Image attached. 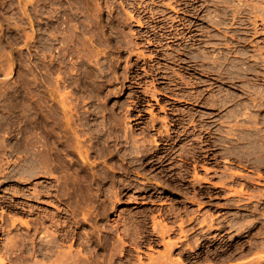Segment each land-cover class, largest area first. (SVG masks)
I'll list each match as a JSON object with an SVG mask.
<instances>
[{"label": "rangeland", "instance_id": "1", "mask_svg": "<svg viewBox=\"0 0 264 264\" xmlns=\"http://www.w3.org/2000/svg\"><path fill=\"white\" fill-rule=\"evenodd\" d=\"M208 78L215 86L201 82ZM201 86L210 88L199 101L191 95ZM226 93L225 104L207 100ZM66 114L92 145L89 161L103 176L92 183L71 162ZM213 154L219 192L204 194L219 195L217 208L197 192L211 172L193 165ZM172 155L186 175H154ZM171 186L186 197L181 218L147 209L156 201L148 193ZM37 214L57 216L34 235L40 246L50 229L63 242L56 252L72 244L78 254L62 264L161 263L165 241L174 264H264V0H0V229L9 227L0 230V264H28L24 220ZM161 226L169 231L158 238Z\"/></svg>", "mask_w": 264, "mask_h": 264}, {"label": "bare ground", "instance_id": "2", "mask_svg": "<svg viewBox=\"0 0 264 264\" xmlns=\"http://www.w3.org/2000/svg\"><path fill=\"white\" fill-rule=\"evenodd\" d=\"M195 57V55L193 56V58ZM197 57H198V55H197ZM196 57V58H197ZM199 57H201L200 55H199ZM207 57H209V56H207L206 55V60H207V65L208 66H210L209 68L211 69L212 67H211V65H209V62H210V60H209V62H208V58ZM211 57V56H210ZM210 57H209V59H210ZM203 58H204V55H203ZM213 58V57H212ZM212 58H211V60H212ZM218 59V58H217ZM195 60V59H194ZM216 59L214 58V60H212V62H216V61H218L219 62V60H216ZM176 61V60H175ZM197 61H199V59H197ZM222 61V60H221ZM177 62V61H176ZM179 62V61H178ZM187 63V62H186ZM198 63H200V62H198ZM196 64V63H195ZM201 64V63H200ZM211 64V63H210ZM214 64V63H213ZM237 64V63H236ZM196 65H198V64H196ZM202 65H203V63H202ZM202 65H201V67H202ZM218 65H219V63H218ZM221 65V64H220ZM223 65V64H222ZM200 66V65H199ZM206 66V65H205ZM232 66H234V68H235V63L232 65ZM231 66V67H232ZM198 67V66H197ZM204 67V66H203ZM193 68V67H192ZM195 68H196V66H195ZM204 68H206V70L208 69L207 67H204ZM203 68V69H204ZM213 68L215 69V67L213 66ZM221 69V66H219L218 68H217V71H218V69ZM239 68H241V67H239V65H238V69ZM247 68V67H246ZM245 68V71L247 70ZM185 69V68H184ZM219 69V70H220ZM231 69V68H230ZM229 69V70H230ZM242 69V68H241ZM240 69V70H241ZM249 70L251 69V67L249 66V68H248ZM202 70V69H201ZM205 70V71H206ZM213 70V69H212ZM234 70V69H233ZM236 70V69H235ZM251 70H253V66H252V69ZM186 71H188L187 69H186ZM204 71V72H205ZM211 71V70H210ZM216 71V72H217ZM243 71V70H242ZM244 71V72H245ZM198 72H199V70H198ZM212 72V71H211ZM236 72V71H235ZM237 72H238V70H237ZM247 72V71H246ZM213 73V72H212ZM233 73V72H232ZM231 73V74H232ZM239 73H242L241 71L239 72ZM204 74V73H203ZM220 74L222 75V74H224V72H220ZM228 74H230V72L228 73ZM230 74V75H231ZM237 74V73H236ZM243 74H246V73H243ZM225 75V74H224ZM224 75H222L223 77H224ZM235 74L233 73V76H234ZM175 76V75H174ZM179 76H180V74H179ZM181 76H182V74H181ZM185 76V75H184ZM216 76H217V74H216ZM222 76H220L222 79H223V77ZM198 77V76H197ZM209 77V76H208ZM180 78V77H179ZM182 78V77H181ZM187 78V77H186ZM190 78V77H189ZM211 78V77H210ZM210 78H208V79H203V80H201V82L202 81H204L205 83H211L212 84V82H211V80H210ZM213 78H215V77H213ZM220 78V79H221ZM226 78V77H225ZM224 78V79H225ZM202 79V78H201ZM221 79V80H222ZM184 80H185V78H184ZM194 80V79H193ZM199 80H200V78H199ZM208 80H210L209 82H208ZM229 80H230V78H229ZM179 81V80H178ZM186 81V80H185ZM227 81H228V79H227ZM181 82V81H180ZM184 82V81H183ZM188 82H189V80H188ZM188 82H186V83H188ZM190 82H192V81H190ZM198 82H200V81H198ZM200 82V83H201ZM175 83V82H174ZM193 84H195V83H193ZM193 84H189L188 83V85L189 86H191V85H193ZM199 84V83H198ZM197 84V85H198ZM202 84V83H201ZM217 84V83H216ZM221 83H219V85H220ZM223 84V83H222ZM230 84V83H229ZM187 85V84H186ZM213 85V84H212ZM218 85V84H217ZM224 85V84H223ZM177 86V85H176ZM176 86H174V88L176 87ZM179 86V85H178ZM178 86L176 87V89L178 88ZM181 86H182V84H181ZM213 86H215V85H213ZM221 86V85H220ZM225 86V85H224ZM223 86V87H224ZM188 87V86H187ZM196 87V86H195ZM182 88H183V86H182ZM205 88H206V90L208 89V88H210V87H203V86H201V87H197V88H195L194 90L195 91H193V93H192V95H191V97L193 96V95H195L196 97H197V100L199 99V101H200V99L201 98H204V96H205V94L208 92V90L207 91H205ZM219 89H221V87H219ZM179 90V89H178ZM183 90V89H182ZM181 90V91H182ZM186 90V89H185ZM192 90V89H191ZM190 90V91H191ZM215 90V89H214ZM217 90H218V88H217ZM222 90V89H221ZM220 90V91H221ZM180 91V90H179ZM216 91V90H215ZM176 92H178V91H176ZM156 93H157V91H156ZM186 93V92H185ZM185 93H183V94H185ZM188 93V92H187ZM171 94V93H170ZM181 94H182V92H181ZM183 94H182V96H183ZM218 93H216V95H217ZM156 95V94H155ZM210 95V94H209ZM216 95H214V94H212V96H209V99L207 98V100L208 101H215V99H217V100H219V103L220 104H225V103H227L228 101H230L231 99V95H229L228 93H226V94H223L224 96H218L217 98H215V96ZM178 95L176 94V97H177ZM187 96V95H186ZM154 97H156V96H154ZM174 97V96H173ZM194 97V96H193ZM207 97V96H206ZM235 97V96H234ZM261 97H263V96H261ZM176 99V98H175ZM188 99V98H187ZM194 99H195V97H194ZM234 99V98H233ZM181 101H182V99H181ZM198 101V102H199ZM204 101V100H203ZM232 102V101H231ZM234 102V101H233ZM203 103V102H202ZM241 103V102H240ZM61 104H62V106L64 107V108H66L67 107V103L62 99L61 100ZM214 104V103H213ZM244 104V103H243ZM204 106V105H203ZM214 106H217V105H214ZM213 106V107H214ZM210 107V106H209ZM218 107V106H217ZM164 108V107H163ZM211 108V107H210ZM246 108V107H245ZM212 109V108H211ZM184 110V109H183ZM190 110V109H189ZM193 110V109H192ZM231 110V109H230ZM229 111V110H228ZM196 113H192V116L194 117V116H196L195 115ZM214 114V112L212 111V112H209V111H203V113L201 114V117H211L212 115ZM215 115V114H214ZM233 115H236L235 113H234V110L233 111H229L228 113H227V118H229V117H231V116H233ZM238 116V115H237ZM252 116V115H251ZM213 117V116H212ZM44 118V117H43ZM196 118V117H195ZM45 119V118H44ZM66 120H67V123H68V126L71 128V129H73V137L69 140V142L67 143L70 147H71V151H73L74 153H76L77 154V158H76V160L74 159V158H72L71 159V162H72V164L75 162V161H80L81 163H82V169H85V174L87 175V176H90L91 177V180H90V182L89 183H92L94 180H96L97 178H102L103 176H102V174H97L94 170H93V167L91 166V163H90V161H89V155H90V153H91V148H92V145H89V143H87V141H86V139L84 138V136H83V134H81L80 132H79V130L78 129H75V121H74V119L72 118V116L71 115H69V114H66ZM164 121H166L167 119H163ZM193 120H194V118H193ZM46 121V120H45ZM199 121H200V119H199ZM209 123V122H208ZM233 124V123H232ZM244 125V124H243ZM238 126V125H237ZM210 127V126H209ZM228 127H229V125H228ZM232 130L234 129V128H236V126H235V124L234 125H232ZM218 129V128H217ZM229 133H233V131H229ZM134 138H136V137H134ZM133 138V139H134ZM145 138V137H144ZM150 138V137H149ZM47 139V138H46ZM45 139V140H46ZM137 140H138V138H136ZM169 139V138H168ZM135 140V139H134ZM150 140V139H149ZM47 141H48V139H47ZM143 141H146V139L144 140H142L141 141V144H143L142 142ZM154 142V144H156V145H160L162 142L160 141V139H158L157 137H152V140H150V142ZM169 141V140H168ZM134 142H137L136 140L134 141ZM134 142H133V144H134ZM139 142V141H138ZM137 142V143H138ZM200 142V141H199ZM136 143V144H137ZM147 143H148V141H147ZM146 142H145V144H147ZM176 143V142H175ZM45 144V143H44ZM136 144H134V145H136ZM203 144H204V142H203ZM47 145H48V143H47ZM167 145V144H166ZM49 146V145H48ZM137 146V145H136ZM140 146V145H139ZM45 147H47V146H45ZM48 148V147H47ZM56 148V150H59V149H57V147H55ZM49 149H51V148H49ZM49 149H44L45 150V153H44V150H43V153L44 154H42V156H40V158H42L41 159V161L44 163V165L47 167L48 166V169H50L49 168V166H50V163H51V160H53V159H51V158H53V157H51V155H50V159H49V157H48V155H49V153H48V155L46 154V152H50V151H48ZM55 150V151H56ZM148 151V150H147ZM144 152V151H143ZM51 153V152H50ZM60 153V152H59ZM40 154V155H41ZM54 154V153H53ZM55 154H58L57 152L55 153ZM56 156V155H55ZM57 158V157H56ZM55 158V159H56ZM50 160V161H48L49 162V164H47L48 162H47V160ZM58 160H59V155H58V158H57ZM57 161V160H56ZM58 163V162H57ZM87 164H89V166L87 165ZM52 165H53V162H52ZM58 165V164H57ZM28 169V168H27ZM41 169V168H40ZM44 171V170H43ZM42 171V172H43ZM34 172V171H33ZM37 172V171H36ZM35 172V173H36ZM40 172V171H39ZM48 171L47 170H45V173H47ZM237 173H240V171H236ZM49 173V172H48ZM37 174V173H36ZM40 174H42L41 172H40ZM43 174H44V172H43ZM260 174V173H259ZM77 175V174H76ZM80 174H78L77 176H79ZM75 177V176H73V177H71L72 178V181L74 182L75 180H78L77 178L78 177ZM80 177V176H79ZM81 178V177H80ZM83 183H81V185H82ZM75 185V184H74ZM80 185V186H81ZM87 185L89 186L88 188H89V190H90V185L87 183ZM77 186V185H76ZM80 186H79V188H80ZM84 186H86V185H84ZM64 188H66V186L64 187ZM63 188V189H64ZM77 188V187H76ZM76 188L74 189V186H73V191H75L76 190ZM79 188H78V190H79ZM34 189H36V188H34ZM62 189V188H61ZM63 189H62V191H63ZM87 189V188H86ZM39 190V189H38ZM72 190V189H71ZM83 191L85 190L84 188L82 189ZM82 190H80V192H82ZM24 191L25 192H27L28 191V193H26V195H32V196H39V194L41 193H34V192H31L30 191V189L29 188H26V189H24ZM41 191V190H40ZM59 191H61V190H58L57 192H59ZM61 191V192H62ZM65 191H67V188H66V190ZM36 192V191H35ZM88 191H86V194H84V197H85V195H87L88 193H87ZM65 193H68V192H65ZM69 194V193H68ZM71 195H81L79 192L77 193V192H72V193H70ZM117 195H119L118 193H117ZM70 197V196H69ZM58 198H61V196L60 197H58ZM67 198V197H66ZM81 198H83L82 197V195H81ZM76 199V197L73 199V200H75ZM77 200V199H76ZM81 200V199H80ZM80 200H79V202H80ZM2 202V201H1ZM77 202H78V200H77ZM26 205V204H25ZM29 208H27V210H28V213H30V214H34V213H36V212H34V210L30 207V206H28ZM38 215H40V214H37V217L36 218H32V219H27V220H24V224L27 226V231H25V235H24V247H23V251H24V254H23V256H22V258H23V260L24 261H26L28 264H30L29 262L31 261V259L33 260V258H34V256H38L39 254H43V255H45V256H53V255H57V258H55L53 261H51V262H49V264H62V262H57L58 260L59 261H64V260H70V259H72L73 260V258L74 259H77L78 258V254L77 253H74L73 251H72V244L71 245H69V247H68V249H62V250H60L59 248V251L58 252H56V250H55V247H56V249H57V245L59 244H62L63 242H60V241H62V240H60L59 241V238H60V234L58 235L57 234V232L55 231V232H53V231H51L50 229V231L53 233H51L47 228V230L45 231V234L43 235V238L46 240V244L45 243H42V246H40V244H41V241H39V240H37L36 239V237H34V235L36 234V233H39V232H41L42 230H41V228H43V227H47V226H55V224L57 223V216L56 215H54V214H47V215H49V217H47V216H38ZM29 216V215H28ZM2 217V216H1ZM86 218V217H85ZM50 221L51 223V225H47L46 224V222L47 221ZM17 221V220H16ZM158 222V221H157ZM7 222H5V224H6ZM9 224V223H8ZM157 224H159V223H157ZM157 224H155V229H157ZM5 226V225H4ZM25 226V227H26ZM0 227H2V226H0ZM7 227H8V225H7ZM7 229H9V227L7 228ZM7 229H0L1 231H3L4 233L6 232V231H9V230H7ZM32 230H34V232H32ZM44 230V229H43ZM169 231V229H165L163 226H161L160 227V230H159V233H154V234H159L160 236H162V237H165L166 235V233ZM42 235V234H41ZM40 235V237H42ZM37 236V235H36ZM64 237H66V238H68L69 237V235L68 234H64L63 235ZM64 237H62V238H64ZM9 238V237H8ZM11 238V237H10ZM18 238V237H17ZM61 238V239H62ZM21 240H22V238H20ZM122 237H120V240L122 241ZM6 243H7V241H6ZM5 243V244H6ZM16 243H17V240H16V237H15V239H13V237H12V239H9V241H8V243L5 245V248L6 249H9L10 250V248H12V247H14V245L16 246ZM165 244H166V251L161 255L162 256V258L163 259H166V261H163L162 262V260H161V263H160V261H158V260H156V261H152L150 264H168V263H166L167 261H169V258L171 257V252H172V248H173V246H174V243H170L169 241L167 242V241H165ZM59 247V246H58ZM262 247V246H261ZM15 248V247H14ZM264 248V247H263ZM13 250V249H12ZM29 259H30V261H29ZM151 259H154V258H151ZM155 259H157V258H155ZM179 260H181V257H179L178 258ZM80 260L78 259V262H79ZM176 261V260H175ZM72 262V261H71ZM70 262V263H71ZM75 262H76V260H75ZM77 262V263H78ZM2 263L3 264H6V262H5V260L4 259H2ZM169 263L170 264H174V262H172V260L171 261H169ZM33 264H45L44 262L42 263L40 260H35L34 262H33ZM73 264V263H72ZM78 264H80V262L78 263ZM81 264H85L84 262H81Z\"/></svg>", "mask_w": 264, "mask_h": 264}, {"label": "flooded vegetation", "instance_id": "3", "mask_svg": "<svg viewBox=\"0 0 264 264\" xmlns=\"http://www.w3.org/2000/svg\"><path fill=\"white\" fill-rule=\"evenodd\" d=\"M169 160L164 162L161 165H158V167H160V169L158 171H155L153 174L154 175H164L166 177V179L168 180H175L178 178V176H181V174L186 175L187 171H174L173 168H175L176 165H182L183 163H175L173 162L175 156H168ZM202 158V156L200 157ZM210 158L212 159V161H204V162H200V163H193V165H198L200 169L202 170H206V172H211L208 174V177L211 178V181L206 180L207 184L206 185H201V188L197 190V192H200V197H207L208 199L206 201H210V200H214L212 201V205L215 206L214 208L218 207V202L216 201V199H218L219 195L215 194V195H206L204 194V191L207 190V188L211 187L212 191L214 192H219V189L215 188V190L213 189L215 187V180L214 178H217L219 175V163H218V157L216 154H213L212 156H210ZM185 170V169H184ZM205 173V171H204ZM193 175V173H191ZM204 176V175H203ZM184 180H189L192 181L193 177L190 179H184ZM211 186H210V185ZM192 185V184H190ZM179 193L180 191H178L177 188L174 187H169V188H165L164 190H158V191H152L150 193H148L146 196L153 198L155 197L154 202H151L149 206H147V209H152V210H157L158 213H161L162 210L163 213L165 215H169L170 217H178L181 218L180 213L183 212V209H181V206L179 205L181 202L185 201L184 196L179 197V195L177 194V192ZM180 194V193H179ZM193 195V194H191ZM179 223H177L178 225ZM180 227L177 228V230ZM156 237L159 238L158 235H156ZM152 239H155L152 238Z\"/></svg>", "mask_w": 264, "mask_h": 264}]
</instances>
